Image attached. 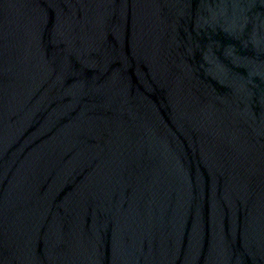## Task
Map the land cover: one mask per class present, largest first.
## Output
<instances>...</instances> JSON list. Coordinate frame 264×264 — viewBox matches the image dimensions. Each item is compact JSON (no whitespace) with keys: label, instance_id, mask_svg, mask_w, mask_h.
I'll use <instances>...</instances> for the list:
<instances>
[{"label":"water","instance_id":"obj_1","mask_svg":"<svg viewBox=\"0 0 264 264\" xmlns=\"http://www.w3.org/2000/svg\"><path fill=\"white\" fill-rule=\"evenodd\" d=\"M0 264H264V0H0Z\"/></svg>","mask_w":264,"mask_h":264}]
</instances>
